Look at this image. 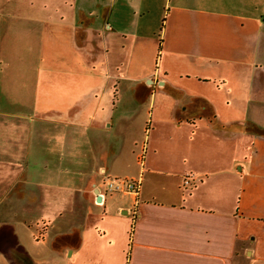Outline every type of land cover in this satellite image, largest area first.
Masks as SVG:
<instances>
[{
	"label": "crops",
	"instance_id": "obj_1",
	"mask_svg": "<svg viewBox=\"0 0 264 264\" xmlns=\"http://www.w3.org/2000/svg\"><path fill=\"white\" fill-rule=\"evenodd\" d=\"M9 1L0 190L18 165L22 208L57 215L0 222V264H264V0ZM114 177L138 194L100 203Z\"/></svg>",
	"mask_w": 264,
	"mask_h": 264
},
{
	"label": "rangeland",
	"instance_id": "obj_2",
	"mask_svg": "<svg viewBox=\"0 0 264 264\" xmlns=\"http://www.w3.org/2000/svg\"><path fill=\"white\" fill-rule=\"evenodd\" d=\"M33 2L34 0H10L9 3L4 6V8L6 9V11L10 13H13V14L21 13L27 16L28 14L33 13V8H34ZM37 7H39V9L36 8L34 9V11L40 12L41 11L40 8L42 9V6H37ZM47 12L48 11H45V14H47ZM158 29L159 27L157 28V23H156V30H154L155 36H157V34L159 33ZM18 39H19V44L21 45V41L23 40V37H19ZM24 39H25V42L23 46L25 45L24 47H25V50L27 51L26 52L27 60H31L33 53L32 51L27 50V47L34 46L31 48H33V50L36 51L35 49L36 45L33 44L32 42L29 44L28 38H24ZM6 40L7 39L4 38V42L2 43L3 47L9 44L6 42ZM41 54L45 58V54L46 56L48 54L47 49L42 48ZM152 54H153L152 60L149 61V63H148V60L144 61L143 65L139 67V70H138L139 73L137 74V77L139 80H141V82H143V80L145 79V75H147L149 71L152 72V70L157 66L156 61L153 58L154 48H153ZM7 120H8V123H12V118H7ZM30 120H32V118H29V117H24V118L19 119V121L23 125L30 124ZM135 137H137L138 139H141L142 141L145 138V134L139 131ZM18 170H19L18 165H14V166L10 165L7 180H3V183L7 184V188L6 190H0V222L7 223L9 224L10 227L14 226L16 228V232L20 233L21 227L23 226L24 221H27L26 223L31 225L30 226L31 229H27L29 227L27 228L25 227L24 229H26L29 233H31V232H34L36 228L41 227L43 225V222L48 216H56L57 214L52 213L50 211L51 209H49L48 207L42 204L38 206L34 205V206L22 208V204L20 202L21 199L19 198V195H18V186L20 182L16 174ZM119 178H124V177H119ZM9 238H10L9 240L12 241L15 238V236L10 234Z\"/></svg>",
	"mask_w": 264,
	"mask_h": 264
},
{
	"label": "built area",
	"instance_id": "obj_3",
	"mask_svg": "<svg viewBox=\"0 0 264 264\" xmlns=\"http://www.w3.org/2000/svg\"><path fill=\"white\" fill-rule=\"evenodd\" d=\"M145 147H142L141 153L138 155V162L142 165L143 163V153H144ZM192 181V178L189 176H186L184 180V184L188 185ZM140 189V179H132V178H107L105 180V190L103 192H97V194L101 197L100 203L102 202V199L104 196H106L107 193H131L133 195H137ZM134 215L136 212L134 211Z\"/></svg>",
	"mask_w": 264,
	"mask_h": 264
},
{
	"label": "water",
	"instance_id": "obj_4",
	"mask_svg": "<svg viewBox=\"0 0 264 264\" xmlns=\"http://www.w3.org/2000/svg\"><path fill=\"white\" fill-rule=\"evenodd\" d=\"M98 200H99V198H98Z\"/></svg>",
	"mask_w": 264,
	"mask_h": 264
}]
</instances>
